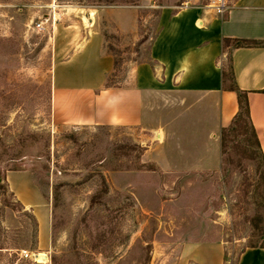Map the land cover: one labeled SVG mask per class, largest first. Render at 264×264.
<instances>
[{"label": "rangeland", "instance_id": "obj_1", "mask_svg": "<svg viewBox=\"0 0 264 264\" xmlns=\"http://www.w3.org/2000/svg\"><path fill=\"white\" fill-rule=\"evenodd\" d=\"M128 1L0 0V264H178L187 243L203 240L224 241L235 264L249 242L255 166L229 147L221 164L220 130L206 132L202 102L164 99L167 112L136 126L69 124L53 111L59 29L81 26L83 38L98 27L111 86L147 59L158 6L170 1ZM215 146L217 159L204 162Z\"/></svg>", "mask_w": 264, "mask_h": 264}, {"label": "crops", "instance_id": "obj_2", "mask_svg": "<svg viewBox=\"0 0 264 264\" xmlns=\"http://www.w3.org/2000/svg\"><path fill=\"white\" fill-rule=\"evenodd\" d=\"M169 1L158 6L147 59L131 67L122 86H105L114 61L97 26L87 27L83 38L81 26L74 32L59 29L63 57L50 67L53 111L69 124L136 126L153 110L167 112L161 106L164 99L190 97L187 108L203 103L200 112L211 116L206 132L213 135L238 108L235 92L222 87L221 70L229 57L234 82L246 92L264 158V45L223 47L224 38L264 41V0H227L223 16L207 7L206 0L190 6ZM130 13L134 20L136 12ZM216 148L212 158L205 154L201 159H217ZM178 264H226L225 242H189ZM235 264H264V248L244 247Z\"/></svg>", "mask_w": 264, "mask_h": 264}, {"label": "trees", "instance_id": "obj_3", "mask_svg": "<svg viewBox=\"0 0 264 264\" xmlns=\"http://www.w3.org/2000/svg\"><path fill=\"white\" fill-rule=\"evenodd\" d=\"M134 3L136 0H129ZM264 41L243 40V39H223V47H241V46H263ZM107 80V79H106ZM222 87L235 92L237 97V112L230 123L220 129V154L221 164L223 165L224 154L229 147L232 150L241 148L249 154V159L255 166L256 175V205L257 209L251 222V234L246 247L264 248V158L260 148L259 140L251 123L246 92L239 89L234 82L231 70L230 59L227 57L221 70ZM105 86H111L105 82Z\"/></svg>", "mask_w": 264, "mask_h": 264}, {"label": "built area", "instance_id": "obj_4", "mask_svg": "<svg viewBox=\"0 0 264 264\" xmlns=\"http://www.w3.org/2000/svg\"><path fill=\"white\" fill-rule=\"evenodd\" d=\"M206 6L211 8L219 16H223L228 10L227 0H208ZM20 254L23 257H31V254L26 250H21Z\"/></svg>", "mask_w": 264, "mask_h": 264}, {"label": "water", "instance_id": "obj_5", "mask_svg": "<svg viewBox=\"0 0 264 264\" xmlns=\"http://www.w3.org/2000/svg\"><path fill=\"white\" fill-rule=\"evenodd\" d=\"M84 16L87 18L88 21L90 20L87 13H85ZM40 257L44 258L43 255H41Z\"/></svg>", "mask_w": 264, "mask_h": 264}]
</instances>
